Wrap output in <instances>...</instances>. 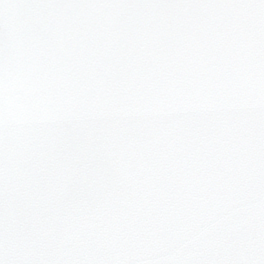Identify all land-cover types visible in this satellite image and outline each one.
<instances>
[{
	"label": "snow or ice",
	"instance_id": "obj_1",
	"mask_svg": "<svg viewBox=\"0 0 264 264\" xmlns=\"http://www.w3.org/2000/svg\"><path fill=\"white\" fill-rule=\"evenodd\" d=\"M0 264H264V0H0Z\"/></svg>",
	"mask_w": 264,
	"mask_h": 264
}]
</instances>
